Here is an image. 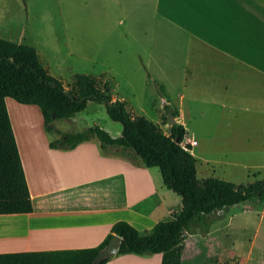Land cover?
Here are the masks:
<instances>
[{"label":"crops","instance_id":"0c3cea01","mask_svg":"<svg viewBox=\"0 0 264 264\" xmlns=\"http://www.w3.org/2000/svg\"><path fill=\"white\" fill-rule=\"evenodd\" d=\"M19 1L25 3L16 6L19 15L29 23L27 3ZM83 4L103 19H118L120 25L129 18H156L163 34L172 35L167 54L173 60L168 63L177 65L183 88L179 99L171 100L178 104L179 119L186 121L189 106L194 119L210 114L239 142L253 141L256 134L251 130L264 121V0H83ZM197 87L205 89L203 99L194 92ZM7 103L17 143L24 147L21 106L8 99ZM182 125L188 133L186 122ZM100 128L113 138L123 131L114 135L103 124ZM190 137L200 146L197 137ZM133 154L90 142L71 151L51 147L48 162L35 175L41 179L50 171L52 186L32 181L22 162L34 209L13 221L1 220L6 225L0 254L96 248L118 222L131 224L144 235L165 215L169 218L172 211L159 195L165 188L162 176L158 179ZM161 262L162 255H125L108 264Z\"/></svg>","mask_w":264,"mask_h":264},{"label":"rangeland","instance_id":"374dc122","mask_svg":"<svg viewBox=\"0 0 264 264\" xmlns=\"http://www.w3.org/2000/svg\"><path fill=\"white\" fill-rule=\"evenodd\" d=\"M25 2L31 15L26 24L16 7L25 4L23 1L0 0V38L35 48L44 67L67 88L77 74L110 81L113 97L127 101L135 114L153 122L167 135L171 128L169 115L175 113L176 122L184 125L186 122L188 133L197 137L200 143L198 146L188 136L183 144L192 147L198 161L199 179L214 177L236 185L264 179V121L255 131L251 130L256 134L253 141L244 144L225 125H218L210 114L194 119L188 106L186 121L179 119L178 104L173 101L179 99L183 88L177 65L168 63L173 60L167 54V50H172V35L163 34L162 25L156 18L148 19L147 15L135 21L129 18L120 25L118 19H103L97 11L86 8L83 0ZM193 90L203 99V87ZM8 102L17 105L14 100L8 99ZM163 102H168L169 111ZM19 105L25 138L24 147L18 142L22 162L28 177L40 186L55 183L50 171L41 179L36 177L35 171L40 170L43 162L44 165L48 162L52 145L63 146L67 134L81 133L103 124L115 135L116 130L122 128L109 118L104 105L92 102L74 118L54 121L50 129L46 128L39 109ZM90 143L102 147L99 138ZM132 153L141 162L137 154ZM152 169L160 179L159 169ZM159 195L164 196L171 216L181 211L180 196L166 188L159 190ZM171 216L165 215L161 221L169 220ZM0 217H4L0 218L1 241L6 225L1 220L13 221L14 216ZM211 221L213 224L207 234L200 229L186 234L185 261L194 264H264V202L248 201L228 208L213 216Z\"/></svg>","mask_w":264,"mask_h":264},{"label":"trees","instance_id":"16d2710c","mask_svg":"<svg viewBox=\"0 0 264 264\" xmlns=\"http://www.w3.org/2000/svg\"><path fill=\"white\" fill-rule=\"evenodd\" d=\"M7 99L39 109L48 129L56 120L71 119L85 111L90 102L104 105L109 118L122 126L120 137L113 138L96 127L67 134L61 148L52 147L71 151L99 138L104 148L132 150L146 168L159 169L165 188L181 197L182 209L144 235L131 224L118 222L96 248L4 253L0 264H92L115 236L122 239L117 257L162 255L161 264H194L183 257L187 233L200 229L207 234L217 213L248 201L264 202V179L247 185L214 177L199 179L192 147L183 146L188 133L182 124H174L167 135L135 114L127 101L113 97L110 81L77 74L67 88L44 67L35 48L0 38V216L29 215L34 209ZM173 116L176 118L175 113Z\"/></svg>","mask_w":264,"mask_h":264},{"label":"water","instance_id":"95a60500","mask_svg":"<svg viewBox=\"0 0 264 264\" xmlns=\"http://www.w3.org/2000/svg\"><path fill=\"white\" fill-rule=\"evenodd\" d=\"M167 102H163V106H166ZM176 118L173 116V114L169 115V126L171 127L169 129L168 135L171 134L172 126L176 124ZM122 239L118 236H115L109 243V245L101 250L97 256L94 258L92 264H100L105 260L112 259L117 256L120 247H121Z\"/></svg>","mask_w":264,"mask_h":264}]
</instances>
